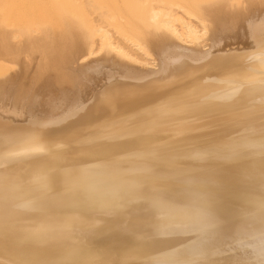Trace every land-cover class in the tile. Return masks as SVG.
Masks as SVG:
<instances>
[{"label": "bare ground", "instance_id": "6f19581e", "mask_svg": "<svg viewBox=\"0 0 264 264\" xmlns=\"http://www.w3.org/2000/svg\"><path fill=\"white\" fill-rule=\"evenodd\" d=\"M0 264H264V0H0Z\"/></svg>", "mask_w": 264, "mask_h": 264}]
</instances>
